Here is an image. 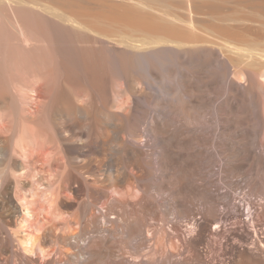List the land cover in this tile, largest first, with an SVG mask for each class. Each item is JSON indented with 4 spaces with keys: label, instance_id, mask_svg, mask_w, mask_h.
<instances>
[{
    "label": "bare ground",
    "instance_id": "bare-ground-1",
    "mask_svg": "<svg viewBox=\"0 0 264 264\" xmlns=\"http://www.w3.org/2000/svg\"><path fill=\"white\" fill-rule=\"evenodd\" d=\"M219 2L264 5H201L217 10ZM6 6L18 49L9 52L1 19L0 264H218L223 245L205 224L218 201L228 205L233 194L216 192L214 165L230 169L231 112L256 90L259 128L249 149L260 158L245 163L264 166V51L244 48L236 35L220 44L195 40L197 17L189 11L177 18L159 14V34L122 37L119 49L100 39V50L65 52L64 42L76 41L69 27L83 26L72 11L54 16L68 22L61 32L74 42L55 35L60 30L50 32L51 26L42 36L35 8ZM158 54L166 60L161 71ZM81 71L108 72L112 82L120 76L125 87L118 84V91L91 77L94 93L106 100L64 98V85L73 88ZM102 86L109 92L103 87L102 94ZM185 102L188 116H174L172 107ZM187 150L199 167L187 164ZM194 182L199 189H188ZM199 240L206 242V255ZM236 255H224L221 264H246Z\"/></svg>",
    "mask_w": 264,
    "mask_h": 264
},
{
    "label": "rangeland",
    "instance_id": "rangeland-1",
    "mask_svg": "<svg viewBox=\"0 0 264 264\" xmlns=\"http://www.w3.org/2000/svg\"><path fill=\"white\" fill-rule=\"evenodd\" d=\"M203 1L204 0H0V12L2 15V17L0 15V20L2 19L1 22L3 24V27L5 28V36L7 40L9 38L8 41H10V46L8 47V50L11 54L17 51L18 47L16 46L17 43L15 44L16 35L14 29L7 22V16H9L10 7L6 5L9 4L20 5L21 7L28 9L30 12L32 10V7L35 8L36 11L32 10V12L34 14H38L39 16L38 20L40 23L39 25L41 26L40 29L42 30L41 33L43 32L42 36H44L45 32H48V30H50V32H52L53 34L56 33L55 35H57L58 33H62L60 38H62L63 41H65V39H72L73 41H71L74 42L76 39L75 43H70L71 45L69 43L64 42V44L67 46L66 49H64V45L62 46L65 52H68V50L71 52L76 47L80 49V46L83 49L87 47L86 50H82L81 48L80 51L82 52H89V50L92 51L93 49H90L91 46L92 48H94L93 46H95L100 50V44L98 43L100 39L106 41L107 44L109 43L108 45L120 47L116 40H119L122 37L132 36V38L135 39L144 38L145 36H148L149 33L154 35L159 34L158 32H156L158 30H155V27L159 26V23H163L160 21L161 19L158 18L159 14H168L177 18L186 16L187 13H191L189 11H192L193 15L195 13L197 15H194V18L197 17L196 25L198 26V29H196L197 31L195 33L196 35L194 34L195 38L193 36L195 40H202L203 43L207 39L208 41L211 40L208 43L213 42V44H220L224 43L225 39L227 40L229 35H236L240 39V44L244 48L264 51V5L259 6L250 5L247 3L237 4L234 2H219V4H217L218 6L220 5V7H218L219 9L216 8L217 10L214 9L210 11L207 9L208 7H205V4L207 3L206 1L204 5H201L203 4ZM139 5H142L143 7L141 8V6ZM189 5H195L197 7L196 9H194L195 6H193L192 10H190L186 8ZM69 11H72L74 13L73 15L78 18V20L83 26H85H79L78 28H74L71 26L69 27V29L71 28V33H77L73 34L75 36V39H73L74 36L72 34L70 35H72L73 38H69L70 36L67 33L61 32L62 27L69 26V24H67L68 22L58 20L60 18L56 16L58 18L57 19L54 16L58 12L69 13ZM45 22H49V24ZM145 24H151L152 26H150L149 28L147 27V29L145 27ZM47 26H51L50 29L47 28ZM58 26L59 28H57ZM46 28L48 30H46ZM53 28L54 30L57 29L60 31L54 33ZM57 36H60V34ZM204 43L207 42L205 41ZM42 44L44 45V42ZM43 47V53L44 51L49 50L46 49L45 46ZM58 49L59 50L57 51V53L59 52L60 54L63 52H60L61 50H63L60 49V47ZM95 50L97 51V49ZM48 52H45L47 53L46 56H44L45 54L43 55L44 62L48 61V58L50 56L48 55ZM158 55V57H161L155 63V68L158 71H161L165 66L166 60L164 59V55L163 57L162 54ZM167 65L173 66V63L170 61L167 62ZM47 67L49 68V66ZM85 72L86 71H81L80 73H78L77 75L80 74V77L75 75L77 72L72 74L78 77H76L77 79L75 77L74 78L75 80L79 81V83L76 82V85L75 80L73 78V81L71 80V86L74 87L71 88L69 86V88L71 89L68 88V85H64L70 82L64 81L63 85L65 87L67 86L66 90H64L63 88L62 94L64 93V98L66 94H68V97L66 96V98H69L73 101H80L82 99L88 101L106 100L102 99L106 96V94L105 96L103 94V89L105 87L109 88L113 85V87L118 91L120 90L118 84H121V88L125 87V80H123L124 78L122 77L120 78V76L117 77L114 82H112L110 81V76L108 72L106 73L105 71H97L100 73V75L98 74L96 76L93 75L95 73L97 74V72L95 71H87L86 73ZM90 74L93 76H91ZM91 77L93 79L97 77L95 78L96 80H93L94 82H96L98 78H100L99 81L101 82L99 83H104L102 84L104 86L105 84L107 85L105 87L102 86L101 92L103 95L97 94L100 97L96 95V92L94 93V90L92 89L93 87H91V84H94L91 82ZM79 78L81 79V82ZM128 79V83L132 85L134 83V80H132L131 77ZM108 88H105L107 89V92H109ZM67 90L69 91V93ZM254 91L251 92L253 94H248L249 96L246 94L247 99L244 98L243 102L240 101L235 104L231 112L232 126L230 132L232 133H229V135L231 136H229V139L231 138L232 141L230 140V142L231 144L232 142L234 144H232L233 153L230 155V160L231 162H233V165L231 164L230 169L227 171H225L224 168L219 165H214L213 179L216 183V192L222 193L226 190H230V195L233 194L231 195L230 203L228 205H225L220 200L218 201L216 205L217 207L215 208L216 212L214 211L215 216L213 217V219H209L205 224L206 231H213L215 233L216 240L219 238L217 242L220 241V243L222 242L221 244L223 245V251L221 250V252L223 253L220 252L216 256V261L218 264H221L225 257L227 258V255H229L231 251L235 252V254H237L236 256L240 260L245 259L244 261L246 262V264H255V262H257L256 260H258L259 257L261 258V260L259 259V261L264 264V166L260 164L253 165L251 163L252 161L260 157L254 150L249 149L254 146V135L259 128V124L256 120L258 119L256 118L257 112H255L257 111L255 106V99L257 94L256 90ZM107 96L109 97L108 93ZM261 96V99L259 100L260 103H263L264 94ZM188 110L189 108L187 109L186 102L183 104L178 103L172 107V112L174 113V116L185 115V117H187L189 114ZM94 111L97 112L98 110ZM186 112L188 114H186ZM97 114L95 113L94 115H97V117L101 116L100 111H98ZM78 130L80 129L76 128L75 132H77ZM184 154H187V157H185L187 164L190 163V166L199 167V161H197L198 164H196L197 162L195 163V159L188 158V150ZM246 160H249L251 162L249 164L245 163ZM191 161L195 164H192ZM201 165L202 164H200V166ZM190 187L194 189L196 187L197 189H199L198 184L195 182L188 185V189ZM186 196H189V194H187ZM187 199H189L187 201H190V196L187 197ZM231 200H233V203ZM188 203L190 206V202ZM197 211L195 212L197 214L196 219H199L198 222L202 223V210H200L201 212ZM197 216L201 217L198 218ZM214 221L218 222L214 223ZM185 224L186 222L184 223V225ZM185 232L188 233V230H185ZM218 234H220L221 236H217ZM197 246L201 251L202 255L207 254L208 250L205 252V250L207 249L205 240L197 241ZM230 248L233 249L231 251H227L230 250ZM224 249H226L225 254ZM234 249H238V251H234ZM255 249L258 250L256 251ZM241 251L244 254L243 255L241 253L242 257L240 254ZM251 260H253L254 262Z\"/></svg>",
    "mask_w": 264,
    "mask_h": 264
}]
</instances>
